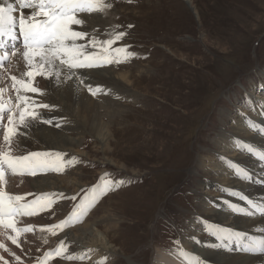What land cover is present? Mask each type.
<instances>
[{
  "label": "rangeland",
  "instance_id": "rangeland-1",
  "mask_svg": "<svg viewBox=\"0 0 264 264\" xmlns=\"http://www.w3.org/2000/svg\"><path fill=\"white\" fill-rule=\"evenodd\" d=\"M101 3L105 5L101 11L78 18L83 21L86 16L96 15L100 21L106 20L107 25L96 27L92 33L89 32L92 28L87 27V36L78 40L79 45H91L95 40L96 46H89L86 51L113 61L96 70L113 69V75L130 73L133 85L128 88L106 85L97 88L99 91L92 96L94 100H91L97 101V123L108 131L104 145L85 127L77 113L66 119L65 133L76 142L73 149L49 151L63 154L61 170H48L32 178L66 177L69 185L74 178L82 188L46 198L51 201L49 208L30 218L27 216L29 223L37 226L33 225L35 228L23 235L18 233L21 236L18 244L22 241L19 246L15 244L16 250L4 243L0 252L9 259L7 264H169L167 261L192 264L200 255L195 253V244L207 243L202 252L205 261L195 260V264H208L206 255L211 253L241 257L234 247L230 246L233 252L223 249L222 240L215 237L218 233L239 237V233L245 234V230L239 229L244 227L243 223L223 227L232 229L227 232L200 226L194 233L197 228L194 221L206 217L205 211L212 200L227 203V197L237 198L243 209L248 207L246 199L264 203L254 199L264 194V187L259 186L264 176H256L260 180L254 182L246 180L250 178L249 167H255L253 171L263 169L259 160L251 157L258 152L264 155L261 151L264 131L259 125L264 126V0H101ZM85 26L83 23L73 28L84 32ZM119 33L125 35L117 40ZM112 39L116 43L108 45L106 42ZM119 48L126 51L116 52ZM9 85L14 83L11 81ZM89 86L92 87L81 83V89L89 91ZM107 98L114 101L109 103ZM60 108L64 110V105ZM243 118H246L244 124ZM252 121L259 130L257 134L252 131ZM221 137H226L229 144L248 143L250 150L241 148L238 155L233 152V143L226 149L225 142L219 140ZM221 157L237 170L236 175L229 176V181L217 166V158ZM105 185L109 186L105 188ZM101 188L104 190L95 193L99 197L90 202V213L75 215L84 203L85 194L91 198L92 190ZM225 189L242 193L235 198ZM28 196L25 199L23 195L20 203L39 197L35 193ZM260 207L264 209V205ZM226 211L232 215L230 219L236 220L232 209ZM247 213L252 214L246 209L239 215ZM256 216L246 217L264 221V213ZM69 218H76L73 225L49 231V226ZM84 223L95 233L93 240L88 239L89 233L88 238L83 236L84 243L78 245L76 241L65 240L66 232ZM114 225L116 231L112 230ZM99 233L102 235L98 242ZM190 235L203 239L192 240L188 251L184 248V238ZM103 237L105 243H113V253L104 251L101 255ZM261 237L264 241V236ZM62 243L67 249L63 255L45 260ZM224 244L223 240L222 246L226 247ZM71 248L73 258L68 259ZM0 264H5L3 259Z\"/></svg>",
  "mask_w": 264,
  "mask_h": 264
},
{
  "label": "bare ground",
  "instance_id": "bare-ground-1",
  "mask_svg": "<svg viewBox=\"0 0 264 264\" xmlns=\"http://www.w3.org/2000/svg\"><path fill=\"white\" fill-rule=\"evenodd\" d=\"M8 3L13 4V7L15 9L13 15L15 16L17 22L19 21V18L21 15H23L25 17V19H28L30 12H38L37 9H35V10L32 9V10H25V11L20 13L17 11L18 10L17 0H0V6L6 7ZM95 16L92 15L91 17L86 16L83 18V21L86 24V26L83 29L84 32L88 33L87 31H85L87 27L90 29L92 28V30H89V32L92 33V32H95L96 27H100L101 25H107L108 22H105L106 20L102 19V21H100ZM72 27H76V26H72ZM93 37L95 38V36H93ZM69 43H72V42L70 41ZM75 43L77 45H79L78 40L75 41ZM14 56L15 57H14L12 63L9 64L7 66V68L5 67V68L0 70V101H3L4 107H5V111H4L5 119L2 123H0V125L2 124V126H3V128L0 126V133L3 135H4V125H6V123H7L8 110L9 109L14 110L15 105L17 103L16 87H18V85L16 87H14V85L13 86L9 85L11 81L14 83V81L12 80V77L15 76L17 78V80H25V81H27L29 79L25 75V73L27 71H29L30 69L27 67V65L25 63V60L23 57V49H19L18 52ZM12 67H14V68L12 69ZM45 67L47 68L48 66L46 65ZM76 69L77 68H74V70H76ZM95 70L94 71L81 70V71L75 72L73 70L68 69L66 66L60 64V62L58 60H56L54 66L51 69V76L49 79H45V78L40 77V76L36 77L33 84H34V86L39 87L40 89L43 90V95H36L34 93L25 94V95L35 96L36 100L39 103L48 104L50 106L49 108L38 109V112H39L40 117H42L44 119L51 120L52 123L51 124L42 123V122H40L39 119H37L36 121H32L31 127L27 130V135H19V136H16L13 138L12 148H11V155L12 156H23V155H27L28 153H31V152H48V153H50L49 151L60 149V148H62V149H65L68 147L72 148V146H74L76 142L73 141L70 137H68V134L65 133V131H66V122L65 121L67 118H71V116L73 114L75 115L76 113H77L76 116H78V118L84 123L85 127L90 132L97 135V137H98L97 139L100 140L101 144L104 145L105 142L108 141V135H107L108 131L107 132L105 131V126L103 124L97 123V116L95 118V115H97V113H98V109H97L98 107H96L97 101L93 102L92 101V100H94V99H92L93 95L89 91H87L86 89H81V83L85 84L86 86L92 85L91 88L93 90H95L97 88H102L103 86H106V85L107 86L108 85H114V86L115 85H117V86L122 85V87H124V85H125L128 88V87H131L133 84L130 80L131 79L130 73L128 75H127V73L126 74L116 73V75H113V73H114L112 71L113 69L112 70L111 69H109V70L108 69H99L96 71ZM79 75L81 76V78L77 79L76 76H79ZM69 77H71V79H69ZM11 87L13 88V90H11ZM118 91H119V89H118ZM123 93H125V92H123ZM88 94H90L91 96ZM20 95H24V92L21 91ZM105 100L109 103L114 101V100L111 101L110 98H107ZM100 101H103V103L106 102V101H104V99H100ZM62 105H64V110L61 109L62 107L60 109H58ZM100 105L103 106L102 103H100ZM21 107H23V105H21ZM101 109H103V108H101ZM245 119L246 118L242 119L243 124L246 123ZM253 122L254 121H252V126H251L253 128L252 131L256 132L254 134H257V132H259V130L257 129V127L254 126ZM57 125H60V126L57 127ZM259 125L263 127L262 130L264 131V126L261 123H259ZM79 126H81V125H79ZM69 127H71V126H69ZM3 135L1 136V139H0V151L7 152L8 149L4 143ZM263 135H264V133H263ZM219 140L222 141V143L225 142L226 149L229 148V146L232 142L233 144H231V147H233V152H236V154H238V152L241 148L250 150L248 143L242 144V143H237V142L231 141L229 144V141L226 140V137H224L223 139L221 137ZM251 151L250 152L246 151V153H248V155H249V153L251 154ZM261 151L264 152V149ZM238 155H236V156H238ZM256 155H257V157H256ZM251 159L259 160V162L262 164V167H263L262 170L257 169V171H255V170L253 171V168H255V167H249L250 178L246 177L247 179L246 178L245 179L248 181L254 182L256 180H260L256 176H258V175L264 176V155H262L258 152V154L255 153V156L251 157ZM217 160L219 161L217 166H219L225 172V175H227V176L224 175L225 180L229 181L228 179H230V177H229L230 175H236L237 170L235 168H231L232 166H231L229 161H227L225 158H222V157L220 159L217 158ZM7 170L10 172L9 175H11L12 178L9 179L7 177L8 175H6V174L4 175L3 191L8 195L15 194L17 196L22 197L23 195L25 196V195H28L30 193H35L37 195H40V196L46 198V197H51L54 194H60L62 192L71 191V189H74V192H76L80 188H82V186H78V182L76 181V179H74V178L71 179L70 177L69 178L71 179L72 185H69V179H67L66 177H65V179L57 177V179H55V180L52 179L53 177H51V176L43 177V178L37 177V178L33 179L27 173H24V174L16 173V174H14V173H12L11 170H9V169H7ZM227 172L230 174L229 175L226 174ZM242 174H241V176H242ZM221 181H223V180H221ZM231 181L235 182L236 180H231ZM256 183L259 184V182H256ZM259 186L264 187V186H261L260 184H259ZM226 191L232 192L235 198H236V196H240L242 193L240 191L237 194V192H235V191H238V190L233 191L231 189L226 190ZM229 194H230L229 195L230 197H233V195L231 193H229ZM227 198L229 199V201L227 203H224V202H222L220 200H216V199H215L216 201H213V200L209 201V205L207 206L208 210L205 211L206 217H202L199 221H194V223L197 222V225H196L197 228H195V231L193 228L194 233L197 232V229H199L201 227L207 228V229H212L214 232L215 231L220 232V230L227 232V231H231L232 229L231 228L230 229L223 228V227H226V226L235 227V225L239 226V224L243 223L244 227L239 226V229L245 230V234L241 232V233H239L240 234L239 237H236V236L233 237L232 236L233 238L231 240H224V242H225L224 246L226 245V247L222 246V241H221L220 246L223 249L232 251L230 246L234 247L236 250H238L235 246V243H237V242H239L237 244H241L242 242L249 243L251 241V238H254L256 240L258 238L261 241V238H262L261 235L264 236V221H262L260 218L257 220H254V219L252 220L251 218H248L246 216H249V217L251 216L252 218H257L256 213L254 212L255 210H256V212L261 211L262 213H264V209L260 207V205H264V203L261 204L260 202H255V201L253 202V201H251V199H246L245 204L246 203L248 204V207L246 209L249 210L252 214L247 213L245 216V214L239 215L241 211H243V210L246 211L245 208L243 209V206H239V204H240V203H238L239 200L237 198H236V200L229 198V197H227ZM243 199L244 198L241 199L242 202H244ZM254 199L255 200L259 199L262 202H264V194L260 195L259 197H255ZM248 201H251V203H248ZM28 203L23 202L22 204H28ZM89 205H90V203L85 204V206H89ZM239 207H242V208H239ZM256 207H257V209H256ZM252 208L254 211L252 210ZM228 209L233 210V212L236 215V217H235L236 220H232L233 218L230 219L229 215L230 216H232V215L227 214V211L225 212V210H228ZM26 216H28V215H26ZM262 218H264V217H262ZM88 219L85 221V223L88 222ZM74 220L76 221V218ZM22 221H23L22 226L17 227V228H22L23 225H25L24 229L25 228L31 229L32 228L31 226L36 225V224L32 225V223H29L31 221L25 216H24V219L22 218ZM73 221H71V222H73ZM225 222H228V224L227 223L224 224ZM85 223L81 227L76 228L77 230H79L78 233H76L77 232L76 229H71L68 232H66V234L64 235L65 240H67L68 242L69 241H72V242L76 241L77 245H78V243H80V244L82 242L84 243V238H83L84 235L86 236V238H88L90 236L89 234H91V237L94 236L95 233H93L92 230L87 225H85ZM73 224L74 223L70 224L69 226H71ZM84 225H85V227H84ZM116 228H117V225L116 226L114 225V228L113 229L111 228V229L116 231ZM72 232H73V236H71ZM255 233H256V235L257 234L258 235L256 236ZM101 235L102 234H100V233L97 234L96 236H98V237L95 236L96 240H98L99 236H101ZM9 236H13L16 240L21 239V236H19V234L16 235L15 233H12L10 230L0 228V243H2V244L5 243L6 246L8 245L9 249L13 250L16 245L12 242V239H9ZM244 236H247L248 238H245ZM27 237L30 241L34 242V239L29 238V236H27ZM91 237H89L88 239L93 240L94 237H92V238ZM103 239H104V241L101 244H104V247H101V249L98 247L100 249V251H103L101 255L104 254V251H105V253L106 252H109V253L112 252L113 253V248H112L113 243L112 242H106L105 243V237H103ZM184 239H185L184 240V248L185 249L187 248L186 250L189 251L192 247V240H195V239L196 240L197 239L202 240L203 238L196 236V235L195 236L190 235L189 238H184ZM216 240H217V238H216ZM21 241L19 242V244L21 243ZM98 242H99V240H98ZM195 246H196V252L195 253H198L203 257H201V260H200V258H199L200 255L196 256L193 259L194 261H192V264H195L194 263L195 260H196V263L197 262H203V260L205 261V255L202 254V252L204 251L203 248L207 246V243H203L200 245L195 244ZM78 249L82 250V249H86V248L78 247ZM15 250H16V248H15ZM71 252H73L72 248L70 250V253H68L66 257L71 256ZM236 252H234V253L237 254ZM79 254H82V252H80ZM173 254H176V252ZM181 254L186 255L185 253H181ZM96 255H98V254H96ZM105 255L107 256L108 254H105ZM237 255H239V253ZM240 255H242V256L240 257V256H236V255H229V254L222 255V254H217V253H211V254L206 255V259H207L208 264H211V263H217V264H264V261L261 257L251 258L254 256L250 255L251 257H249V256H247V254L246 255L240 254ZM0 257H2L4 262L5 261L7 262L9 260L5 256L4 253H1ZM187 260L188 259L186 257V261ZM167 262L169 264H171L170 261H167ZM173 263L179 264L178 262H173ZM8 264H9V262H8ZM188 264H190V263H188ZM205 264H206V262H205Z\"/></svg>",
  "mask_w": 264,
  "mask_h": 264
},
{
  "label": "snow or ice",
  "instance_id": "snow-or-ice-1",
  "mask_svg": "<svg viewBox=\"0 0 264 264\" xmlns=\"http://www.w3.org/2000/svg\"><path fill=\"white\" fill-rule=\"evenodd\" d=\"M19 3L24 8L31 9L38 7L39 11L30 12L28 19H25L21 15L17 22L13 15L15 11L13 4L8 3L6 7L0 6V37L7 34L14 41L12 55L16 54L17 44L22 46L25 63L30 69L25 73L29 78L27 81L17 80L15 76L12 77L14 87L18 85L16 87L17 103L14 110H8L7 123L4 125L3 140L8 151H0V228L17 234L21 231L30 230L28 228H17V217L21 215H33L39 211H43L51 206V201H47L45 197H41L28 204H21L20 201L24 197L6 194L3 191L5 169L11 170L14 174L27 173L29 175H36L37 172L48 170L60 171L63 166L62 153L31 152L23 156L11 155L13 138L19 135H27V130L31 127L32 121L39 119L42 123H52L51 120L40 117L38 112V109L49 108L50 106L39 103L35 96L20 95L21 90L26 93L43 95V90L34 86L33 82L37 76L49 79L51 69L57 59L60 60L61 64H66L69 69L100 67L113 62L111 59L86 51L89 46H96L95 40L92 41L91 45H77L75 43V41L84 39L87 36V33L78 31L72 27V25L79 27L84 23V21L77 17V14L84 11H101L105 7V5H102L101 0H38V3H34L32 0H19ZM37 16H42L43 19L37 20ZM128 27L131 28L132 25ZM124 35L125 33H119L115 39L119 40ZM70 41L72 43H69ZM113 42V40H109L106 43L111 45ZM115 51L125 52L126 50L119 48ZM8 55L9 53H5L4 58ZM2 59L0 58V60ZM46 65L48 66L47 68L45 67ZM97 91L99 90L94 91L89 86V92L92 95L95 96ZM4 111V103L0 101V123L5 119ZM59 126L57 125V127ZM261 184L264 186V182H261ZM108 186L105 185L104 187ZM103 190V188L93 189V196L91 198L85 194L82 198L84 203L79 206L78 212L75 215H83L86 210L85 204L95 199L97 191ZM71 199L75 200L76 197H71ZM248 203H251V201H248ZM70 223L71 220H66L61 224L49 226V231L62 230L64 227L69 226ZM216 238L223 241L231 240L233 237L231 233H218ZM9 239H12V242L19 246L18 241L13 236H9ZM4 247L0 243V248ZM244 247L245 250L259 248L261 251H264V241H253ZM65 251L66 247L62 243L55 253H48L45 260L49 257H59ZM67 258L72 259L73 257L69 256ZM16 259L19 260L20 258L16 257ZM5 264H7L6 261Z\"/></svg>",
  "mask_w": 264,
  "mask_h": 264
}]
</instances>
